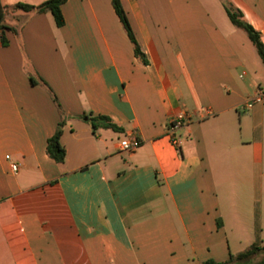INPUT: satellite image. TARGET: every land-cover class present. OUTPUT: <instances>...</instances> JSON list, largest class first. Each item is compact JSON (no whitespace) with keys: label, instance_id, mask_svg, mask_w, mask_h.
<instances>
[{"label":"crops","instance_id":"1","mask_svg":"<svg viewBox=\"0 0 264 264\" xmlns=\"http://www.w3.org/2000/svg\"><path fill=\"white\" fill-rule=\"evenodd\" d=\"M228 1L264 44V0ZM121 4L148 64L112 0H68L61 28L51 13L7 15L0 264L225 263L264 247V102L247 107L264 62L234 45L225 0ZM60 124L63 164L47 153Z\"/></svg>","mask_w":264,"mask_h":264},{"label":"trees","instance_id":"2","mask_svg":"<svg viewBox=\"0 0 264 264\" xmlns=\"http://www.w3.org/2000/svg\"><path fill=\"white\" fill-rule=\"evenodd\" d=\"M68 0H48L39 6H31L23 3H18L14 6L5 7L2 5L0 0V40L4 47H7L9 42L4 35L6 31H15L13 28H10L6 25V18L10 12H23V13H39L46 14L51 13L55 19L56 25L61 28L65 25V19L62 13V7L66 4ZM113 7L118 15L121 23L123 24L128 37L134 46L135 56L140 59L144 64H148L144 53L142 52L130 25V22L126 16V13L122 7L121 0H112ZM226 11L230 18L232 24L243 30L249 37V40L255 46L260 58L264 62V44L261 40L260 34L247 22L243 20V15L240 11H237L233 7L226 6ZM33 83H36L35 80H32ZM84 121L90 122L94 130H98L99 128L112 129L116 132H121L123 129L114 124L107 117H82ZM62 124H60L56 134L49 139L47 145V153L51 159H53L58 164H63L66 160V150L61 143L62 138ZM264 252V247L251 246L244 252L238 255H232L228 262L225 263H216L214 261H208L204 264H264V258L254 263V258L260 253Z\"/></svg>","mask_w":264,"mask_h":264},{"label":"built area","instance_id":"3","mask_svg":"<svg viewBox=\"0 0 264 264\" xmlns=\"http://www.w3.org/2000/svg\"><path fill=\"white\" fill-rule=\"evenodd\" d=\"M264 102V91H259L257 95L247 104L248 108H252L253 105ZM180 120L174 121L171 125V131L174 132L180 127ZM174 145L178 146L180 142L177 139H174L173 141ZM138 146V142L136 138H133L132 140H124L121 142V149L125 152H132L135 150ZM12 169L14 171H17V166H12Z\"/></svg>","mask_w":264,"mask_h":264},{"label":"rangeland","instance_id":"4","mask_svg":"<svg viewBox=\"0 0 264 264\" xmlns=\"http://www.w3.org/2000/svg\"><path fill=\"white\" fill-rule=\"evenodd\" d=\"M225 3L228 7H232L228 0H225ZM235 37L233 38V43L240 52H257L253 43L249 40L248 35L240 29H235ZM264 258V252L257 255L253 262L257 263Z\"/></svg>","mask_w":264,"mask_h":264}]
</instances>
